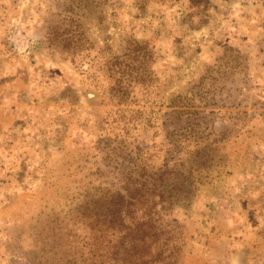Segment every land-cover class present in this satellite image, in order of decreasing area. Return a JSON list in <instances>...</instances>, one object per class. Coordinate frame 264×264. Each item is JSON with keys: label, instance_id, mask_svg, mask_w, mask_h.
<instances>
[{"label": "rangeland", "instance_id": "rangeland-1", "mask_svg": "<svg viewBox=\"0 0 264 264\" xmlns=\"http://www.w3.org/2000/svg\"><path fill=\"white\" fill-rule=\"evenodd\" d=\"M0 264H264V0H0Z\"/></svg>", "mask_w": 264, "mask_h": 264}]
</instances>
